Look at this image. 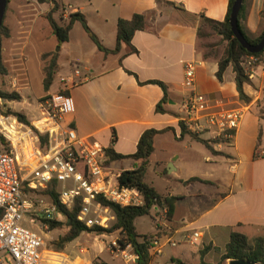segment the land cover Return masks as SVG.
Here are the masks:
<instances>
[{"label": "crops", "instance_id": "1", "mask_svg": "<svg viewBox=\"0 0 264 264\" xmlns=\"http://www.w3.org/2000/svg\"><path fill=\"white\" fill-rule=\"evenodd\" d=\"M157 1L48 0L40 4L37 0H9L3 19L9 37L1 42L2 63L3 66H22L21 70H26L20 74L23 83L13 79L20 86L29 87L27 49L32 48L42 83L43 66L51 57L46 61L41 57L57 53L53 84L39 98L58 91L70 96L75 112L66 117L65 123L70 124L78 136L98 143L105 152L111 149L116 154L130 156L136 152L138 141L146 130L172 128V131L155 136L145 182L162 197H176L177 200L170 217L163 215V211L168 210L167 205L153 207L149 216L154 221L155 231L138 234L155 235L162 242L167 238L175 242V246L165 245L164 249L168 246L171 249L167 254L163 252L160 259L155 260L153 256L150 264H167L168 261L172 264H219L232 232L242 233L250 241L264 235V136L260 154L255 157L258 133L264 127L260 117L264 65L256 67L251 84L244 85V93L250 101H242L231 65L222 80L216 76L223 50L204 53L198 37L203 18L224 21L229 0H160L171 2L172 6ZM55 3L58 9L53 18L59 25L67 24L73 13L83 14L89 28L108 49L115 48L119 19L129 20L136 13L148 14V27L137 31L132 38L131 46L136 53H132L130 46L123 45L118 53L105 55L78 21L69 32L68 42L58 45L46 19ZM245 4L244 25L251 36H259L264 28V0H245ZM45 5L47 8L43 10ZM41 17L47 22L39 23ZM191 61L198 63L195 88L207 99L205 114L244 112L233 138L213 145L219 155L212 154L189 135L180 138L179 108L185 94L184 66ZM57 77L59 82L55 87ZM153 81L161 82L166 88L164 112L156 111L164 90L160 85L150 83ZM20 95L25 99L24 93ZM21 111L27 119L40 116L33 118L28 109ZM199 137L211 140L212 134L204 132ZM138 165L139 161L132 158L107 162L116 181L121 172L134 170ZM150 169L154 170V177L148 181ZM191 178L207 183H187ZM103 209L111 212L104 207L100 212ZM194 232H199L200 238L191 244L188 238ZM206 247L209 250L202 255ZM83 251L86 249L82 247L80 253H86ZM70 258L74 264H92L86 256V260L79 256Z\"/></svg>", "mask_w": 264, "mask_h": 264}, {"label": "built area", "instance_id": "2", "mask_svg": "<svg viewBox=\"0 0 264 264\" xmlns=\"http://www.w3.org/2000/svg\"><path fill=\"white\" fill-rule=\"evenodd\" d=\"M197 64L191 61L184 66L185 94L179 122L193 134L210 132L212 139L228 141L239 128L244 112L204 113L207 99L195 88ZM260 65L264 63L254 56L242 62L250 80ZM4 107L0 97V137L4 140V145L0 144V264H74L67 254L48 247L43 230L49 231V222H63L64 217L49 197L37 192L57 181L59 201L65 208L70 210L81 200L79 220L87 228L104 227L98 217H89L91 207L102 208L96 202L98 196L120 206H137L143 203L142 195L136 189L120 187L108 170V157L101 146L78 136L65 123L66 117L75 112L70 96L60 92L48 96L39 103L41 117L29 124L4 111ZM35 225L41 233L31 230ZM199 238L200 233L194 232L188 240L195 244ZM167 244L175 246L169 238L165 242L154 238L152 255L161 256ZM109 251L124 264L139 262L131 246L122 247L118 237L110 240Z\"/></svg>", "mask_w": 264, "mask_h": 264}, {"label": "trees", "instance_id": "3", "mask_svg": "<svg viewBox=\"0 0 264 264\" xmlns=\"http://www.w3.org/2000/svg\"><path fill=\"white\" fill-rule=\"evenodd\" d=\"M9 0H7L8 4ZM38 3L43 4L47 3L48 0H37ZM158 4L164 3L166 5H173L171 2H162L157 1ZM234 0H229L228 12L224 21L217 22L207 18L202 19V24L198 30V37H202L201 28L203 26H208L214 35L220 36L223 41L226 42V46L223 50V54L218 62V71L217 78L222 80L223 74L226 71L227 67L231 65L235 72V82L236 88L239 94V98L242 101L249 102L250 99L244 93V85L251 84V80L248 78V75L245 69L242 66L243 59L246 57L254 56L258 58L259 61L264 63V51L251 54L247 52L234 37L230 24V14L231 8ZM58 9V4L55 3L54 7L46 15L51 30L58 42V45H62L68 42L69 32L72 29V26L75 22H80L85 32L88 34L91 41L96 45L98 50L105 55L116 54L120 51L123 45L131 47L132 53H136V49L131 46V41L134 34L137 31H142L148 27V14L136 13L132 16L131 19H119L117 21V33H116V45L114 49H108L102 45L99 38L92 32L89 28L88 23L83 14L73 13L69 16L67 24L59 25L53 18V13ZM246 4L243 0L240 12L238 14L237 24L238 28L241 31L242 35L246 41L252 45L258 44L262 37L264 36V28L259 36H251L248 32L246 26L244 25V20L246 19ZM262 19L264 23V11L262 12ZM9 37V29L2 23L0 27V69L3 72V63L1 57V42L4 38ZM57 53L52 54H43L41 59L46 61L47 58L51 57L45 62L43 67V88L46 92L49 91L50 87L53 84L54 77L57 70ZM156 83L162 87L164 90V96L162 100L157 104L156 111L164 112L162 105L167 101L166 88L161 82H150ZM67 95L66 93H63ZM0 97L8 102H20L22 97L17 92H7L0 89ZM263 105L260 109V117L264 120V96H263ZM20 121L30 123L26 116L21 113H13ZM180 127V138L185 135H189L193 140H196L203 145H205L212 154L219 155V152H216L213 149V145L225 142L227 140L223 138L203 140L199 135L189 132L183 125L182 122H179ZM172 128H166L163 130L148 129L140 137L137 150L134 154L130 156H123L116 154L113 150H106V155L110 161L119 160L123 158H132L136 161H139V165L130 171H123L117 178L118 185L124 188L136 189L143 198V203L137 206H120L114 202L108 201L101 196L96 198V202L104 208L109 209L115 215V222L113 225L108 228L103 226H95L93 228H87L83 222L79 220V214L81 211V200H77L74 206L68 210L65 208L59 201V192H58V183L57 181L50 182L46 188L37 192L40 195L47 196L51 201L56 205L58 211L63 215V222H49V229L53 230L55 228L66 227L67 232L59 237L57 240L52 242L51 249L57 252H62L66 248L67 244L77 239L82 233H93L95 235H118V241L122 247L131 246L134 253L139 257L138 264H150L153 259L150 246L156 237L155 235H139L136 231L135 221L140 217L149 216L151 210L155 206L167 205V215L171 216L173 211V204L177 200L176 197H162L157 191L150 185L145 182V174L149 163V158L154 152V138L158 134H162L166 131H172ZM264 136V127H261L258 133L257 145L255 150V157L259 156V147L261 144L262 137ZM45 137H42L44 140ZM0 144L4 145V140L0 137ZM108 160V161H109ZM107 161V162H108ZM107 164V163H106ZM203 182L207 181L201 180L199 178H191L187 181L189 182ZM209 250V247L204 248L201 252L202 255ZM227 260H246L257 264H264V235L255 238L250 241L244 234L239 232H232L230 235V240L225 246L224 254L221 257L219 264H224ZM178 264V263H177ZM202 264H205L204 262Z\"/></svg>", "mask_w": 264, "mask_h": 264}, {"label": "rangeland", "instance_id": "4", "mask_svg": "<svg viewBox=\"0 0 264 264\" xmlns=\"http://www.w3.org/2000/svg\"><path fill=\"white\" fill-rule=\"evenodd\" d=\"M45 8H47L46 5L42 7L43 10ZM45 20H46L45 18L41 17L39 23L47 22ZM201 33H202V37L200 44L204 53L206 54L211 53L213 52L214 49H216L217 52H221L222 50H224L226 46V42L216 37V35L213 34V32L208 26H203L201 28ZM54 50H56V48ZM32 53H33L32 48L30 47L27 49L25 53L29 62L28 63L29 83H30L29 87L20 86L21 84H19L18 81H15L13 79L15 78L19 80L20 83H23L21 82L23 81V77H21L20 74L24 73L26 70L22 71L21 70L22 66H3L2 69L3 72L0 69V89L7 92H17L19 94L24 93L25 96L24 95L23 96L25 97V99H27L25 100L24 98H22L20 102H14V103H9L8 101L3 100L5 106L4 111L11 114L13 112V113H21L24 115L23 111L21 110L28 109L29 116L34 118V117H38V114L40 115L38 118H35L33 120L27 119L30 123H32L33 121H37L41 117V113H39L40 110L39 103H41L43 100H45L48 97V96H44L39 98L45 92L43 88V83L41 82L40 79L41 75L38 72L39 66H37V61H35V58L33 57ZM23 67L25 68V66ZM58 82H59V78L57 77L55 80V87L56 85H58ZM152 168L154 167L152 166ZM153 172L154 170L152 171V169H150V171L148 172V176H147L148 181H151V179L154 177ZM110 213H108V211L104 209L102 210V212H100L98 208L93 206L91 207V212L89 214V217L91 218L98 217L102 222V224L104 225V227L108 228L115 221L114 213L112 211ZM156 215L159 216V213H157ZM153 222L154 221L151 220L150 216L139 218L135 223L138 233L140 234L153 233L155 231V226ZM26 223L28 224V220ZM31 230L35 231L36 233H41V230L38 225L31 226ZM66 232H67L66 227L49 230V231L43 230V233H45L44 238L48 243V247H51L52 242L57 240L59 237L63 236ZM107 236L108 237L105 238L99 235H95L93 233H87V232L82 233L77 239L67 244L66 248L62 252L68 254L72 258L79 256L82 259L83 258L85 259L86 256L89 259H91L92 264H123L119 256H116L109 251L110 240L112 238H117L118 235L114 234ZM82 247L83 249H86V251H83L86 253H82V254L80 253ZM170 249L171 248H169V246L166 247L163 251L164 254H167V252ZM160 257L161 256H155V260L160 259ZM182 263L183 262H181V264ZM167 264H172V263L168 261Z\"/></svg>", "mask_w": 264, "mask_h": 264}, {"label": "water", "instance_id": "5", "mask_svg": "<svg viewBox=\"0 0 264 264\" xmlns=\"http://www.w3.org/2000/svg\"><path fill=\"white\" fill-rule=\"evenodd\" d=\"M243 4V0H234L232 8H231V14L229 19V24L231 31L234 35V37L237 39V41L240 43V45L249 53L251 54H257L264 51V36L262 37L261 41L256 44L252 45L246 41L244 36L242 35L241 31L238 28L237 19L238 14L240 12L241 6ZM7 7V0H0V27L3 23L4 14ZM59 50V47L57 48V51ZM228 264H257L246 260H229Z\"/></svg>", "mask_w": 264, "mask_h": 264}]
</instances>
